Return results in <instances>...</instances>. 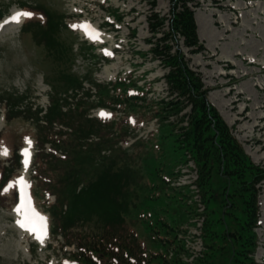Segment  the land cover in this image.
Masks as SVG:
<instances>
[{"label": "rangeland", "instance_id": "1", "mask_svg": "<svg viewBox=\"0 0 264 264\" xmlns=\"http://www.w3.org/2000/svg\"><path fill=\"white\" fill-rule=\"evenodd\" d=\"M151 1L0 0V264H78L68 254L74 251L73 247L61 248L59 236L53 239L46 231L40 239L37 232L18 223L25 218L24 201L19 195V184L15 183L18 177L27 182L28 197L37 215L44 218L47 228L45 204L48 200L46 194L41 196L42 192L33 188L31 177L32 157L36 151L35 125L31 119L15 116L14 113L23 110L27 114L29 108H40L44 113L49 102L50 86H66L69 73L89 77L101 86L99 94L95 84L91 86L85 81L77 91L78 97L82 95L83 99H87L88 93L91 95L88 102L94 106L88 113L93 118L100 105V96L105 93L109 97L123 91L130 95L140 89L147 93L148 101L166 97L165 68L148 52L150 44L146 39L151 34L146 16L152 9L161 15H168L169 0H155V6ZM199 2L200 5L194 8L195 19L204 50L196 54H190L184 47L183 50L189 65L199 72L204 86L209 89L208 101L218 110L251 160L264 166V0ZM24 5L39 9L45 17L23 26L26 16L20 15L18 21L13 18L26 12ZM46 18L51 20L43 29L40 23ZM85 26H90L89 31L86 32ZM117 79L125 81V89L111 87ZM132 83L136 85L132 86ZM70 93L69 90L68 95ZM106 102L109 103V109H105L107 116L100 117L104 122L96 119L105 124L115 122L114 127L109 126L107 131H127L121 138L123 146L132 145L123 148L119 143L113 144L101 155L111 157L119 150L127 149L133 165L140 167L144 182L159 184L158 173L155 172L158 161L153 163L159 143L156 120H147L150 114L143 117L139 106L132 111L124 102H111L109 99ZM138 103L140 105L141 102ZM6 112L7 116L9 112L11 114L8 118ZM120 126L124 129H119ZM145 140L148 141L146 145L139 144ZM17 148L20 154L18 162L15 159ZM23 149L29 153L27 164L23 162L26 158ZM5 150L7 154H4ZM188 163L190 166L181 167L183 174L180 182L190 183L191 186L196 175L195 165ZM161 174L168 176L166 171ZM142 185L141 179L139 198L134 197L139 208L131 217L135 218L142 211L143 215H151L153 223L163 216L162 219L172 226L184 219L178 189L163 185L141 188ZM186 191L192 200H200L199 194L191 193L189 188ZM216 200L210 203V218L218 217L220 213ZM258 204V226L253 230L257 247L252 259L254 264H264V182ZM212 209H215L214 213ZM231 219L227 220L230 229L234 225ZM146 227L140 222L134 226L140 242L148 250L165 252L161 243L153 242ZM214 228L221 232L224 225L220 222L214 224ZM162 233L163 229L160 236H163ZM216 241L222 244L219 239ZM198 249L192 246L186 248L179 255L181 262L195 264L200 256ZM227 250H223L216 264L227 263Z\"/></svg>", "mask_w": 264, "mask_h": 264}, {"label": "trees", "instance_id": "2", "mask_svg": "<svg viewBox=\"0 0 264 264\" xmlns=\"http://www.w3.org/2000/svg\"><path fill=\"white\" fill-rule=\"evenodd\" d=\"M151 4L155 6V0ZM199 5V0H169L168 15L152 9L146 16L151 34L146 39L150 44L148 52L165 68L166 97L148 101L147 93L138 89L130 95L123 91L109 97L105 93L98 103L108 106L107 99L124 102L132 111L139 106L143 117L150 114L147 120L156 119L159 143L156 157L151 158L153 163L158 161L155 172L159 184L144 182V175L139 166L133 165L128 150H119L111 157L101 155L106 148L118 144L127 131L108 132V127H114L115 122L105 124L88 116L94 106L88 102L90 95L88 93L87 99H83L78 97L77 91L85 81L95 84L89 77L69 73L66 86L52 84L49 105L44 113L40 108H29L27 114L23 110L14 113L31 119L35 125L37 151L33 158V188L42 192L41 196H55L54 202L45 204L50 236L61 238V248H75L68 254L78 264H183L179 255L184 248L176 236L180 225L193 213L186 194L178 191L184 219L175 226L162 219L163 216L153 223L151 215H141L142 211L135 218L131 216L139 208L134 197L139 198L141 179V188L169 186V178L174 177L177 165L188 158L197 166V183L207 207L203 230L206 250L195 264H216L225 248L228 249L226 264H254L251 253L256 247V235L253 230L258 225V196L264 182V166L255 164L245 153L218 110L208 101L209 89L204 86L199 72L189 65L183 47L190 54L204 50L195 19L194 8ZM24 7L31 13L25 17V27L45 17L39 9ZM48 20L51 19L46 18L40 23L43 29L47 28ZM90 49L93 50L92 45ZM95 85L101 94V86ZM111 87L125 89V81L118 79ZM69 90L71 95H68ZM70 103L64 111V106ZM9 115L10 112L8 116L6 112V118ZM55 122L70 128V132L55 129ZM119 129L124 128L120 126ZM93 134L99 140L87 142ZM46 143H50V150H45ZM146 143L148 141L139 144ZM58 151L62 156H57ZM15 159L18 162L17 154ZM162 171L168 176H163ZM213 199L221 216L210 218ZM214 211L212 209V213ZM229 217L234 221L231 229L227 225ZM139 222L147 226L153 242L161 243L165 252L148 250L140 242L134 230ZM220 222L224 225L221 232L214 228V224ZM161 229L163 236H160ZM218 239L222 244L216 241ZM169 249L173 251L170 258Z\"/></svg>", "mask_w": 264, "mask_h": 264}, {"label": "snow or ice", "instance_id": "3", "mask_svg": "<svg viewBox=\"0 0 264 264\" xmlns=\"http://www.w3.org/2000/svg\"><path fill=\"white\" fill-rule=\"evenodd\" d=\"M20 15L30 16L31 13L30 12H24L22 14L18 13L13 19L18 21ZM89 29H90V26H85L86 32L89 31ZM24 152H25V157H26L25 164H27L28 163L27 157H28L29 153H28L27 149H25ZM4 154H7L6 150H5ZM15 183L20 185L21 192H23L24 188L27 186V182L24 180L23 177H18L17 181ZM5 190H7V189H5ZM39 220H40V227L36 228L34 225V222L31 220V218H29L27 216V214H25V218L19 220L18 223L21 225V227H28L29 230H31L33 232H37L38 238L42 239L43 235L46 234V225L44 224V218L43 217H40Z\"/></svg>", "mask_w": 264, "mask_h": 264}, {"label": "bare ground", "instance_id": "4", "mask_svg": "<svg viewBox=\"0 0 264 264\" xmlns=\"http://www.w3.org/2000/svg\"><path fill=\"white\" fill-rule=\"evenodd\" d=\"M25 203L28 207L29 214H31L33 217H35L34 207L31 205V203L28 200H26V198H25ZM33 222H34L35 227H37V228L40 227V221L34 220Z\"/></svg>", "mask_w": 264, "mask_h": 264}, {"label": "built area", "instance_id": "5", "mask_svg": "<svg viewBox=\"0 0 264 264\" xmlns=\"http://www.w3.org/2000/svg\"><path fill=\"white\" fill-rule=\"evenodd\" d=\"M188 244H190V243L188 242ZM195 244H199V241L197 240ZM192 247L195 248L193 245H192Z\"/></svg>", "mask_w": 264, "mask_h": 264}]
</instances>
